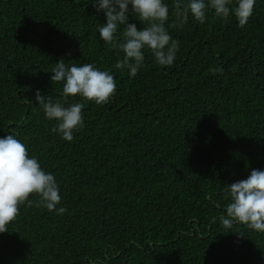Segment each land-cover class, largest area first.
<instances>
[{
    "label": "trees",
    "instance_id": "trees-1",
    "mask_svg": "<svg viewBox=\"0 0 264 264\" xmlns=\"http://www.w3.org/2000/svg\"><path fill=\"white\" fill-rule=\"evenodd\" d=\"M91 2L0 0V137L17 136L54 174L66 208L30 194L0 233V264H264V233L220 219L228 184L264 169V0L243 27L189 15L169 28L173 66L145 50L134 78L115 68ZM61 58L109 70L117 85L101 105L69 97L85 105L71 142L35 100L37 89L63 99L50 80Z\"/></svg>",
    "mask_w": 264,
    "mask_h": 264
},
{
    "label": "clouds",
    "instance_id": "clouds-1",
    "mask_svg": "<svg viewBox=\"0 0 264 264\" xmlns=\"http://www.w3.org/2000/svg\"><path fill=\"white\" fill-rule=\"evenodd\" d=\"M256 0H173L175 19L168 24L169 4L166 0H92L96 11L103 12L104 23L96 25L97 32L109 50L117 54L115 68L127 70L130 78L138 75L144 67L145 50L152 55L158 66L171 67L179 51V42L170 34L169 28L182 27L189 15L203 24L209 10L224 21L234 16L240 27L247 24L253 14ZM234 4V6H233ZM132 17L142 27L129 22ZM167 25V26H166ZM122 53V56L120 55ZM51 82L62 84V100L35 91V100L49 121H56L52 131L61 139L71 142L74 132L83 126L84 103H68L69 97H81L97 105L107 103L116 92V81L109 70H102L94 63L66 62L63 58L51 68ZM222 74L223 69L217 68ZM39 199L42 206L57 214L66 212L61 203L60 186L50 171H46L36 156H30L26 145L13 134L0 137V233L8 231L7 225L19 213V206L30 194ZM229 200L226 213L220 219L231 228L233 223L247 225L254 231L264 233V169H252L248 176L228 184L225 189ZM88 264H98L89 258Z\"/></svg>",
    "mask_w": 264,
    "mask_h": 264
}]
</instances>
